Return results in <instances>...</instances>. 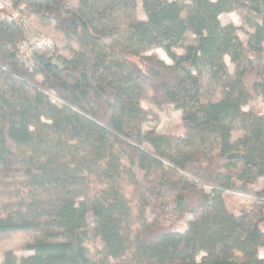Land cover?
Returning a JSON list of instances; mask_svg holds the SVG:
<instances>
[{
	"label": "trees",
	"instance_id": "trees-1",
	"mask_svg": "<svg viewBox=\"0 0 264 264\" xmlns=\"http://www.w3.org/2000/svg\"><path fill=\"white\" fill-rule=\"evenodd\" d=\"M11 1L78 49L32 47L24 63L27 22L0 18V234H34L31 254L0 264H91L90 235L96 264H264L251 227L264 220V116L243 109L264 100V0H142L146 20L135 0ZM235 6L246 42L219 19ZM186 32L196 45L184 49ZM140 90L182 113L181 133L143 128ZM66 161L78 172L40 168ZM232 192L247 196L239 207L225 204Z\"/></svg>",
	"mask_w": 264,
	"mask_h": 264
},
{
	"label": "rangeland",
	"instance_id": "rangeland-1",
	"mask_svg": "<svg viewBox=\"0 0 264 264\" xmlns=\"http://www.w3.org/2000/svg\"><path fill=\"white\" fill-rule=\"evenodd\" d=\"M11 0H0V3H11ZM73 4L77 3V0H70ZM126 14L130 13L129 9H126ZM133 13L135 14L136 18L139 20H146V14L142 7V0H135L134 2V10ZM243 16V7L241 6H235L233 10L223 13L219 16V19L222 24H228L231 23L234 26L237 27V35L240 38L242 42H246L247 35L246 32L251 31L250 28L245 24V22L242 19ZM0 18L1 13H0ZM7 18V17H5ZM18 18V17H17ZM16 18V19H17ZM27 18V17H26ZM27 31L31 32H41L44 33L50 40H52L55 47H57V51L60 55L69 58L74 51L78 49L77 45L68 42L65 40L62 34H60L58 31H56L52 26H46V25H40L36 22L34 18H27ZM196 45V39L195 36L190 33L186 32L181 39L178 42V46L180 48H188L190 46ZM148 53L156 54L159 58L164 60L166 63H171V60L167 57V55L164 53V51L161 48L152 47ZM224 61L227 65L228 71L232 73L233 71V65L230 62L228 56L224 57ZM211 82V81H210ZM218 91L217 88L214 86L213 83H209V87L203 88V95L205 98L210 95L212 90ZM141 92V98H142V107L144 110L142 111V114L139 118V123L143 126L144 129H152L153 134L157 135H163V136H169V135H177L182 132L181 127V118L182 113L179 110L173 109L171 106H165V107H156L151 102V94L148 91L140 90ZM51 99L56 102L57 98L54 94V92H50ZM204 98V100H205ZM203 100V101H204ZM243 109L246 111L248 109H252L254 111H257L259 114L264 116V100H260L256 103V105L248 104L243 107ZM239 133L233 134V140L239 136ZM142 146L145 148L151 149L150 144L146 141L145 138L142 139ZM48 152V151H47ZM80 163L77 161H66V162H59V163H49L40 166V168H47L50 170L55 169H70L72 173L78 172V167ZM93 177L84 178L82 181L79 180V183L81 184H87V183H95L94 179H91ZM262 183V182H261ZM124 194L126 195L127 191L130 190V187L128 188L126 184H124ZM78 188L81 187V185H77ZM205 190H209L206 186L204 187ZM132 190V189H131ZM225 204L228 208L232 207H239L241 204H243L244 200L246 199V195L238 192H232V193H225ZM264 202L257 201L255 205V209L258 210L263 206ZM138 215H140L138 213ZM147 221H149L150 217L148 212H144L143 214ZM192 216H187V220H191ZM259 224V226L264 230V220L261 218H257L252 222L251 227L253 229L256 228V226ZM34 234L30 231H14V232H5L0 234V256L3 252L7 250H11L15 253L16 256H27L31 254L30 251H27L25 249V246L27 244H30L33 242ZM100 251L101 246L99 241L93 236L90 235L89 237V256H90V263L96 264L98 259L100 258ZM205 256V252L200 251L196 255V261L199 262L201 258ZM259 257L264 256V247H261L259 249Z\"/></svg>",
	"mask_w": 264,
	"mask_h": 264
},
{
	"label": "built area",
	"instance_id": "built-area-1",
	"mask_svg": "<svg viewBox=\"0 0 264 264\" xmlns=\"http://www.w3.org/2000/svg\"><path fill=\"white\" fill-rule=\"evenodd\" d=\"M19 7H13L10 3H0V13L2 18L21 19L23 22L27 21V18L20 14ZM53 46L52 40H50L44 33L27 31L24 39L18 44L17 55L18 58L24 62L29 63L30 57L28 56V50L34 48H47L51 49Z\"/></svg>",
	"mask_w": 264,
	"mask_h": 264
}]
</instances>
